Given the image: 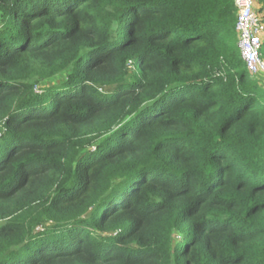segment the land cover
Here are the masks:
<instances>
[{"label":"trees","instance_id":"trees-1","mask_svg":"<svg viewBox=\"0 0 264 264\" xmlns=\"http://www.w3.org/2000/svg\"><path fill=\"white\" fill-rule=\"evenodd\" d=\"M235 25L234 0H0V264H264Z\"/></svg>","mask_w":264,"mask_h":264},{"label":"built area","instance_id":"built-area-1","mask_svg":"<svg viewBox=\"0 0 264 264\" xmlns=\"http://www.w3.org/2000/svg\"><path fill=\"white\" fill-rule=\"evenodd\" d=\"M256 0H234L236 32L242 59L251 77L256 78L264 96V17L256 9Z\"/></svg>","mask_w":264,"mask_h":264},{"label":"rangeland","instance_id":"rangeland-1","mask_svg":"<svg viewBox=\"0 0 264 264\" xmlns=\"http://www.w3.org/2000/svg\"><path fill=\"white\" fill-rule=\"evenodd\" d=\"M259 4L256 6V9L258 10V8H259ZM130 69L132 70V66H130Z\"/></svg>","mask_w":264,"mask_h":264}]
</instances>
